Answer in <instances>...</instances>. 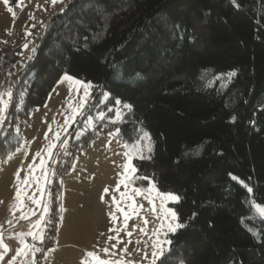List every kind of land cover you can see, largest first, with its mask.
<instances>
[{"label": "trees", "instance_id": "trees-1", "mask_svg": "<svg viewBox=\"0 0 264 264\" xmlns=\"http://www.w3.org/2000/svg\"><path fill=\"white\" fill-rule=\"evenodd\" d=\"M39 38L11 88L0 159L64 75L101 85L118 137H150L151 151L133 159L138 183L179 197L183 227L157 264H264V0H72Z\"/></svg>", "mask_w": 264, "mask_h": 264}, {"label": "rangeland", "instance_id": "rangeland-1", "mask_svg": "<svg viewBox=\"0 0 264 264\" xmlns=\"http://www.w3.org/2000/svg\"><path fill=\"white\" fill-rule=\"evenodd\" d=\"M70 1L57 0L52 4L51 0H35L32 11L21 19L23 4H27V0H20L18 11L12 8L15 15L8 11L9 3L5 5L4 0H0V39L11 38L13 47L20 51L23 61L16 66V70L31 58L48 18L64 7L63 3ZM65 76L69 75L62 77L47 103L33 111L19 129V148L5 159H0V193L9 188V193L16 194L19 187L29 218L35 211L34 220L44 215L47 217L48 213L45 235L53 221L56 222L55 241L45 254L46 259L51 254L56 255V264H81L90 251L96 252L101 260L112 261L113 264H153V261L157 264L170 246L165 242L170 241V235L180 228L175 232L167 230L169 223H179L173 207L179 200H162L156 192H149L148 189L155 185L159 193H167L159 191L152 180L146 186L140 185L136 172L132 173L131 182H126L127 188L120 184L119 191L116 190L128 161L125 153L131 154L133 165L134 157L148 151L149 139L143 137L141 142L135 144L138 148L125 147L129 144L118 137L117 130L102 133L96 129V120L103 118V113L97 112L88 120H79L90 100L92 84L72 76L73 81H69L64 79ZM75 80L82 83L76 84ZM87 84L91 87L85 88ZM107 98L108 95L105 96ZM69 103L79 109L74 120H67L73 116ZM114 108L115 116L112 119L118 123L123 115V107L118 101ZM81 122L83 126H80ZM89 131L101 134L92 137L88 146L82 147L81 138ZM57 132L60 133V140H56ZM53 143L56 147L52 149L50 157L47 149ZM72 150H75V154ZM38 152L40 156H37ZM42 159L45 161L43 168L40 167ZM17 172L20 183L16 180ZM36 178H39V183ZM26 179L28 183H22ZM105 188L108 189L107 193L104 192ZM136 188L142 190L141 194L133 191ZM125 192L131 199L121 197V193ZM113 197L123 211L117 210ZM33 200L40 203L36 204ZM45 208L48 209L46 213ZM165 209L175 212L177 219L173 221L170 214L165 218ZM124 212L129 214L127 226ZM113 215L115 220L112 219ZM157 241L167 250L159 258H154L153 252L159 251L155 247ZM105 248L109 251L104 252ZM87 259L89 264H97L92 258Z\"/></svg>", "mask_w": 264, "mask_h": 264}, {"label": "snow or ice", "instance_id": "snow-or-ice-1", "mask_svg": "<svg viewBox=\"0 0 264 264\" xmlns=\"http://www.w3.org/2000/svg\"><path fill=\"white\" fill-rule=\"evenodd\" d=\"M52 4H55L57 2V0H51ZM233 2L235 3V0H233ZM4 3L5 5H8L9 3V0H4ZM237 7H239V5H236ZM8 11L9 12H13V9L11 7L8 8ZM13 15H15V13L13 12ZM25 48H27V45H25ZM230 76H234L235 75V72L233 73H230L229 74ZM66 80H69V81H73V78L70 77V76H65ZM74 83L76 84H80L82 83L81 81H78V80H75ZM85 88H90L91 85L90 84H87V85H84ZM12 91L11 89H6L4 92L0 93V125L3 124L4 120H5V113H6V110L8 109L10 103H11V99H12ZM85 95H87V92L85 93ZM6 97V98H5ZM69 108L72 109V112H73V116H70L67 118V120H74L75 118V114H77L79 112V109L77 108H74L72 106L71 103H69L68 105ZM83 107V104H81V108ZM130 107V106H128ZM233 120H235V117H232ZM66 120V122H67ZM56 136V140H60V133L57 132L55 134ZM144 136L145 138H149L148 137V134L147 133H144ZM56 147V144L53 143L51 144L48 149H47V152H48V155L51 157L53 152H52V149ZM125 147H132V148H138L139 146L138 145H132V146H129V145H125ZM148 151L150 152L151 151V147H149ZM125 155L128 157V161L127 163L124 165V173H122V179L119 181V184L117 185V191H119V185L120 184H124V186L127 188L128 187V183L126 182H131L132 180V173H135L136 172V169L133 167L132 163H131V160H132V156L130 153H125ZM37 156H40V153L38 152L37 153ZM140 158H144L142 153H140ZM44 163L45 161L42 159L41 160V165L40 167L43 168L44 167ZM144 179H147L146 177ZM233 179H237L236 177H233ZM16 180L18 183H20V176H19V172L16 173ZM45 180H46V174H45ZM36 182L39 183V178H36ZM22 183L24 184H27L28 183V180H24ZM242 183V182H241ZM41 191H43V189L41 188ZM133 191L139 195L141 194V189L139 188H136V189H133ZM149 192H156V195L160 196L162 198V200H172V201H178L179 200V197L174 195V194H171V193H159L156 189H155V185H152L151 188L148 189ZM249 192L252 191L251 188L248 189ZM104 192L107 193L108 192V189L105 188L104 189ZM121 197L124 198V197H127L128 199H131L130 196H128V193H121ZM113 201L116 202V205H117V210L118 211H123V209L120 208V205H119V202L118 201H115V197H113ZM18 202V203H17ZM34 203L36 204H39L40 201L39 200H33ZM150 203H151V200H150ZM23 206V200H22V197H21V190L20 188L18 187L17 188V191H16V194H15V202L13 203V205L11 206L12 207V211L13 213L18 209V208H21ZM133 207H135V205H133ZM255 208L257 209L259 215L261 217H264V206H261L260 204H256L255 205ZM45 213L48 211L47 208L44 209ZM153 211H155V206H153ZM171 215L172 217V220L175 221L177 219L176 217V213L175 212H170V210H167L165 209V212H164V216L165 218H167L168 215ZM33 215H35V213H33ZM24 219H27V216H24L22 217ZM112 219L115 220L116 217L115 215L112 216ZM129 219V214L127 212H124V220H125V226H127V221ZM44 220V217L41 216L39 217V219L36 221V223L34 224V227L39 229L41 227V224ZM147 221H145L146 223ZM9 223H11V221H9ZM164 225L161 224V228H163ZM179 227H183V225L177 223V224H172V223H169L167 225V230L170 231V232H175L177 228ZM28 235H31L33 236L34 238H39V239H43L42 235H38L37 233H34V232H29ZM128 235H131V233H128ZM111 239V238H110ZM0 242H2V240H0ZM20 243L23 245L21 248H19L15 255L11 257L10 259V264H15V261L17 260L18 257H24V256H28L30 252L32 251H39V249L35 248L34 246H31L29 245L25 240H24V237H23V234H20ZM171 241H166L165 244H170ZM155 247L157 249H159V251H154L153 252V257L154 258H159V256L163 255L164 251H166L167 249L165 247H161V244L159 241H157ZM3 248H4V252H8L10 249H9V246L7 244H4L3 245ZM104 252H108L109 249L105 248L103 249ZM126 251V249H125ZM87 257H90L92 258V260H95L97 261V264H113L112 261H108V260H101L99 258V256L96 254V252L94 251H90V252H87L86 254V258L84 260L81 261V264H89L88 262V259ZM4 259V254L3 253H0V260H3ZM153 264H154V261H153Z\"/></svg>", "mask_w": 264, "mask_h": 264}, {"label": "crops", "instance_id": "crops-1", "mask_svg": "<svg viewBox=\"0 0 264 264\" xmlns=\"http://www.w3.org/2000/svg\"><path fill=\"white\" fill-rule=\"evenodd\" d=\"M26 3L27 4H24L23 6L24 8L21 11V15H20L21 19L24 16H27L28 12L32 11V9L34 8L35 0H27ZM65 5L66 4L63 3V6ZM19 22L20 21H18V23ZM6 39L8 38H4L0 40L5 41ZM20 59H21V62L23 63L22 57ZM24 200L26 201L25 198ZM14 202H15V194L9 193V188H7L5 192L0 193V240H2V242H0V253L4 254V259L0 260V264H10L11 257L14 256L16 251L23 246L20 243V234H23L24 240L29 245L34 246L35 248L39 249L40 248L39 244L43 242L45 230L47 227L48 213H47V217H45L44 215V220L41 224V227L37 229L34 227V224L36 223L37 220H34L33 215H30L32 216V218L28 217L29 213H28L26 204H23L21 208H18L13 213L11 206L13 205ZM35 213H37V211H35ZM41 213H42V210L40 211V214ZM24 216H27V219L22 218ZM9 221H11V223H9ZM29 232H34V233H37L38 235H42L43 239L41 240L39 238H34L33 236L28 235ZM4 244H7L9 246L10 250L8 252H4V248H3ZM40 249L39 251L30 252L28 256L18 257L17 260L15 261V264L34 263L35 260H37ZM47 258L48 259L50 258L53 264L57 263L56 255L54 257V255L51 254L50 257H47ZM45 259H46V256H45Z\"/></svg>", "mask_w": 264, "mask_h": 264}, {"label": "built area", "instance_id": "built-area-1", "mask_svg": "<svg viewBox=\"0 0 264 264\" xmlns=\"http://www.w3.org/2000/svg\"><path fill=\"white\" fill-rule=\"evenodd\" d=\"M24 5V4H23ZM41 38L37 39L36 44L40 43ZM20 56V51L15 49L12 45V39L8 38L5 41L0 40V93L4 92L6 89H11L15 80H16V64L17 58ZM103 87L100 85L97 89H93L90 96V100H95L96 107H93L90 110V114H96L97 112H102L106 107L104 98ZM105 104V105H103ZM107 128V131L114 130V124L105 119H101L98 122L97 130ZM101 132V131H100ZM72 153L75 154V150H72ZM56 222L53 221V224L47 230L44 241L40 244V252L38 254L37 260L34 264H51V259H45V252L50 248L56 238Z\"/></svg>", "mask_w": 264, "mask_h": 264}]
</instances>
